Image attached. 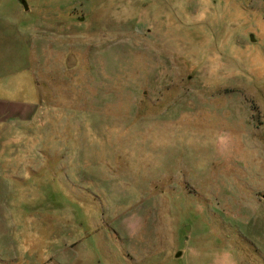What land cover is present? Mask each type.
<instances>
[{"label": "rangeland", "instance_id": "374dc122", "mask_svg": "<svg viewBox=\"0 0 264 264\" xmlns=\"http://www.w3.org/2000/svg\"><path fill=\"white\" fill-rule=\"evenodd\" d=\"M26 1L0 0V264H264V0Z\"/></svg>", "mask_w": 264, "mask_h": 264}, {"label": "water", "instance_id": "95a60500", "mask_svg": "<svg viewBox=\"0 0 264 264\" xmlns=\"http://www.w3.org/2000/svg\"><path fill=\"white\" fill-rule=\"evenodd\" d=\"M17 1H19L24 6L25 9L28 8V4H27L26 0H17ZM251 38H252V40H254V36L252 34H251ZM180 253L178 252V254H180Z\"/></svg>", "mask_w": 264, "mask_h": 264}]
</instances>
